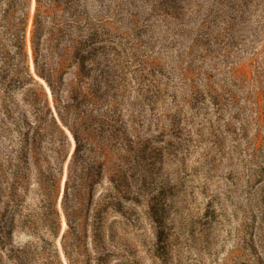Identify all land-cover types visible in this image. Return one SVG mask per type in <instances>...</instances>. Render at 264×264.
<instances>
[{
	"label": "rangeland",
	"instance_id": "374dc122",
	"mask_svg": "<svg viewBox=\"0 0 264 264\" xmlns=\"http://www.w3.org/2000/svg\"><path fill=\"white\" fill-rule=\"evenodd\" d=\"M87 4L94 22L117 20L122 72L114 105L137 136L125 166L132 200L112 213L107 173L95 177L89 202H69L83 230L69 258L57 202L60 264H264V0ZM34 7L31 0V14ZM27 50L31 56L29 29ZM99 141L94 134L95 166L104 160ZM65 179L66 164L61 188ZM6 203L0 218L34 206ZM12 231L0 264L37 241L20 225Z\"/></svg>",
	"mask_w": 264,
	"mask_h": 264
},
{
	"label": "trees",
	"instance_id": "16d2710c",
	"mask_svg": "<svg viewBox=\"0 0 264 264\" xmlns=\"http://www.w3.org/2000/svg\"><path fill=\"white\" fill-rule=\"evenodd\" d=\"M87 10V0H35L31 14V0H0V202H34L28 215L14 210L11 218H0V250L15 225L37 240L7 255L11 264H60L54 242L65 164L61 245L67 258L80 251L83 232L78 208L69 202H89L95 177L107 173L104 199L112 213L132 200L125 166L137 136L114 105L122 72L117 20L94 22ZM94 134L104 154L96 166Z\"/></svg>",
	"mask_w": 264,
	"mask_h": 264
},
{
	"label": "water",
	"instance_id": "95a60500",
	"mask_svg": "<svg viewBox=\"0 0 264 264\" xmlns=\"http://www.w3.org/2000/svg\"><path fill=\"white\" fill-rule=\"evenodd\" d=\"M67 130V129H66ZM67 132L70 134V132L67 130ZM70 136H71V134H70ZM72 151H73V147L71 148V153H72ZM71 153H70V155H71ZM70 157V156H69ZM63 191H64V186H63V184H62V188H61V194H60V196H59V200H58V202H61V198H62V194H63Z\"/></svg>",
	"mask_w": 264,
	"mask_h": 264
},
{
	"label": "bare ground",
	"instance_id": "6f19581e",
	"mask_svg": "<svg viewBox=\"0 0 264 264\" xmlns=\"http://www.w3.org/2000/svg\"><path fill=\"white\" fill-rule=\"evenodd\" d=\"M44 84H45V82H44ZM46 87H47V85H46ZM47 89H48V87H47Z\"/></svg>",
	"mask_w": 264,
	"mask_h": 264
}]
</instances>
